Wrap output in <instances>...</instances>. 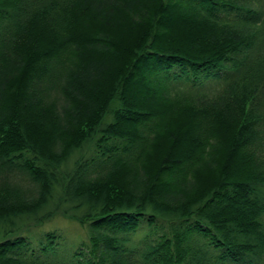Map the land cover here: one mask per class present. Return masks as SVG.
Listing matches in <instances>:
<instances>
[{
    "label": "trees",
    "instance_id": "obj_1",
    "mask_svg": "<svg viewBox=\"0 0 264 264\" xmlns=\"http://www.w3.org/2000/svg\"><path fill=\"white\" fill-rule=\"evenodd\" d=\"M28 46L0 75V264H264V0H0V59ZM56 219L88 229L67 254Z\"/></svg>",
    "mask_w": 264,
    "mask_h": 264
},
{
    "label": "rangeland",
    "instance_id": "obj_2",
    "mask_svg": "<svg viewBox=\"0 0 264 264\" xmlns=\"http://www.w3.org/2000/svg\"><path fill=\"white\" fill-rule=\"evenodd\" d=\"M175 30L177 32H180L183 29L177 28ZM93 43L94 44H102L98 41H93ZM131 43H133V42L126 41V43H125V47H126L127 52H128L127 49L129 46H131ZM31 49L34 51L38 50V48H36L35 46H32V47L28 46V48H26L22 54H20L19 56L15 57V58L13 57V55H10V56H5V57L0 59V75H2V79H6V80L8 79V82L13 81V83L11 85V89L13 91H14V88L18 87L17 83L19 85V80L23 79L22 76H20V77H18V76L21 74L22 69L26 65L25 64L26 58L31 55ZM92 50L93 49H91V51ZM96 57H102V56H96ZM108 59H109V57H108ZM96 60H94L92 62V64L89 66V68L87 70L85 69L84 72L82 71V74L84 77L90 76V79H91L92 76H95L98 73L103 74V72L105 71V70H103V66L105 65V63L102 61L96 62ZM119 60L120 59L118 57H115L114 62L109 67V70L106 73H104V76L101 78V82L103 83V85L98 86V89L100 91L99 96H98V100L100 102L98 104H100V103L102 104L101 99L104 98L102 95H101L102 96V98H101L100 94H102L103 91L110 89L109 82H110V80H112L114 78V75L112 73H110V71L119 62ZM106 68H107V66H106ZM70 69L72 70V72H74V69H72V68H70ZM135 77L136 76L132 77V81H130V83L128 84V88L130 89V91L132 90V92L134 93V90H135L140 97H143L148 92L154 91V88L152 86H150V84L148 82H147V84H145L143 82V80L141 83L137 80L134 82ZM2 79H0V81ZM220 81H222V83H223V82L227 81V79L220 77V80L215 81V82L206 81L205 87H203V88L206 89V88H210L212 86H216L218 88V86L220 84H222ZM5 85H6L5 82H3V83L0 82V93L2 92V96H0V114L6 113L5 109H7L9 107V104H7V100L12 95V94L7 95V93L10 92V90L9 91H8V89L6 90ZM13 85H15L14 88H12ZM243 86H244V84H243ZM33 88H34V85H33ZM77 94L78 93H75V96H77ZM13 95H15V94L13 93ZM140 102H143V101L141 100ZM202 102H205L208 104L213 102L216 104L217 107L219 106L218 99H213V98L204 99ZM142 104L146 105L144 102ZM103 105H104V103H103ZM92 111L93 110L90 109L88 111L89 114L92 113ZM134 126L135 125L130 124V125H128V129L133 130ZM126 130L127 129L125 128V131ZM160 137L161 136L159 135V136L155 137V139H154V145H158V146L156 148H154L149 155V160L152 162H155V157L158 155L159 152H161L163 145L165 143H167V140L165 138L163 140H160ZM216 160H217V158L215 157V158H213L212 162L205 165V167L203 168L204 172H202V174L198 177L197 181H200L204 178L213 177L212 167L215 164ZM225 162H226V160H225ZM234 164H235V162H234ZM2 202L7 203V199H3ZM43 228H45V229H56L57 231H59L61 233V238L58 240V243L61 244L60 252H63L66 254L68 252H70L71 250H73L77 246V243L81 239L85 238L86 234L88 233L87 228H82L77 223H75L73 221L65 220V219H56L53 222L45 224L43 226Z\"/></svg>",
    "mask_w": 264,
    "mask_h": 264
}]
</instances>
